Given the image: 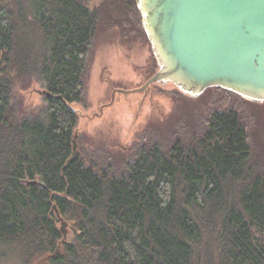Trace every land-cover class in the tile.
Here are the masks:
<instances>
[{
    "label": "trees",
    "instance_id": "trees-1",
    "mask_svg": "<svg viewBox=\"0 0 264 264\" xmlns=\"http://www.w3.org/2000/svg\"><path fill=\"white\" fill-rule=\"evenodd\" d=\"M112 13L143 31L136 0H0V264H264L255 103L207 89L192 128L149 129L119 160L100 148L71 159L72 105ZM34 82L43 105L29 111L17 93Z\"/></svg>",
    "mask_w": 264,
    "mask_h": 264
},
{
    "label": "rangeland",
    "instance_id": "rangeland-1",
    "mask_svg": "<svg viewBox=\"0 0 264 264\" xmlns=\"http://www.w3.org/2000/svg\"><path fill=\"white\" fill-rule=\"evenodd\" d=\"M93 1L94 4L100 2ZM136 5L143 31L134 28L135 24L127 22L126 18L120 21L117 13H112L106 16L108 22L98 27L93 39L85 102L72 105L79 114L77 148L83 154L100 148L119 160L133 152L149 129L156 128L166 136L178 123L192 128L200 113L211 106L208 105L211 94L200 97L207 89L215 87L205 89L196 97L184 93L172 82H155L140 92L125 94L118 91L141 87L158 70L137 0ZM154 59L156 67L153 69ZM176 90L182 95L171 94ZM43 94L41 84L34 82L17 96L23 109L33 111L43 105ZM248 101L255 103L246 109L251 118L248 121L249 139L254 157L263 161L264 101ZM64 228L70 232L69 226Z\"/></svg>",
    "mask_w": 264,
    "mask_h": 264
},
{
    "label": "water",
    "instance_id": "water-1",
    "mask_svg": "<svg viewBox=\"0 0 264 264\" xmlns=\"http://www.w3.org/2000/svg\"><path fill=\"white\" fill-rule=\"evenodd\" d=\"M137 4L158 70L141 87L118 91L128 94L155 82H172L193 97L218 87L264 101V0H137ZM76 136L71 159L77 151Z\"/></svg>",
    "mask_w": 264,
    "mask_h": 264
}]
</instances>
